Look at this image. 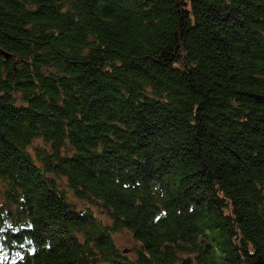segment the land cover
I'll list each match as a JSON object with an SVG mask.
<instances>
[{
  "label": "trees",
  "instance_id": "16d2710c",
  "mask_svg": "<svg viewBox=\"0 0 264 264\" xmlns=\"http://www.w3.org/2000/svg\"><path fill=\"white\" fill-rule=\"evenodd\" d=\"M0 264H264V0H0Z\"/></svg>",
  "mask_w": 264,
  "mask_h": 264
},
{
  "label": "rangeland",
  "instance_id": "374dc122",
  "mask_svg": "<svg viewBox=\"0 0 264 264\" xmlns=\"http://www.w3.org/2000/svg\"><path fill=\"white\" fill-rule=\"evenodd\" d=\"M69 195L72 197V193L70 190H69ZM101 217H103L106 221H110L109 218L105 215L101 214ZM114 237L118 245L124 250H128L136 245V241L134 237L126 229L116 232ZM129 253L133 255V251L131 249L129 250Z\"/></svg>",
  "mask_w": 264,
  "mask_h": 264
}]
</instances>
